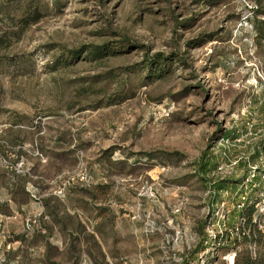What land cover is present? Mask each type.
<instances>
[{
  "label": "rangeland",
  "instance_id": "rangeland-1",
  "mask_svg": "<svg viewBox=\"0 0 264 264\" xmlns=\"http://www.w3.org/2000/svg\"><path fill=\"white\" fill-rule=\"evenodd\" d=\"M263 126L264 0H0V264H264V218L206 232Z\"/></svg>",
  "mask_w": 264,
  "mask_h": 264
},
{
  "label": "built area",
  "instance_id": "built-area-1",
  "mask_svg": "<svg viewBox=\"0 0 264 264\" xmlns=\"http://www.w3.org/2000/svg\"><path fill=\"white\" fill-rule=\"evenodd\" d=\"M252 123H250V128L252 127ZM262 136V139H260V142L258 143L256 147V154H257V162L254 163V161L249 160V157H245V166H246V176L244 180L242 181V187L243 190H241V193L238 195V198L234 201V207L229 208L228 204H226L225 199H221L219 202H216L212 208V214L209 217L208 225L206 227V232L209 240H212L213 242L220 239L221 237L226 238V232L228 230V226L230 225V213L232 209L241 211L246 206V203L249 202L252 207V224H248V218L244 214H239L236 217V220L234 221L235 224L233 225V228L237 231L238 229L242 228V230L247 227L248 230L250 228H254L257 226L258 223L262 221V218H264V126L259 130ZM225 143H229L228 139H220L217 142V145L223 146ZM231 145V143H229ZM225 155V154H224ZM228 159V157H227ZM229 163H218L214 169L208 174V178L211 179L210 185L211 186L216 179H220L225 177L228 174H231L234 172V167L238 160L231 161L228 159ZM257 184L259 186V189H255L256 193L254 195V198L250 200V194L252 190H244L247 188L248 184L254 185ZM255 184V185H256ZM208 194L211 195L212 200H215V191L214 188L208 189ZM258 227H260V224H258ZM261 231H264L263 229L259 228ZM240 231V233H245V231ZM247 232V231H246ZM231 240V236L224 239V241L229 243ZM234 255H229V262H233ZM232 258V259H231ZM203 264V263H201Z\"/></svg>",
  "mask_w": 264,
  "mask_h": 264
},
{
  "label": "trees",
  "instance_id": "trees-1",
  "mask_svg": "<svg viewBox=\"0 0 264 264\" xmlns=\"http://www.w3.org/2000/svg\"><path fill=\"white\" fill-rule=\"evenodd\" d=\"M83 49H79V50H73L71 51V58L76 59L79 55H80V52L82 50H87V54L89 55V57L91 59H99V58H102L106 55H108L109 53H112V52H116L114 50V48H112L110 45H108L107 43L105 44H99V45H90L88 47H82ZM165 60V57H163V55H161L160 53H156L152 59V61L150 63H157L158 65L161 64V63H164L163 61ZM157 76H160V73L159 75ZM232 135V133H229L226 132L224 134V137H227L229 138L230 136ZM211 154L210 153H205L202 160L201 161H198L199 165H198V170L201 171L202 174H206L207 172L210 171V169H212L213 167H215L216 165V162L213 161L211 162V159L208 158ZM230 182V179L227 180V178H223V179H216V181L212 184L213 188H214V191H215V196L218 195L219 192H221V190L223 188H226L227 187V184ZM235 182H238V181H235ZM242 182V181H241ZM233 186H236L235 184L232 185ZM248 208H251V204H249V202L246 203V206L244 207L243 210L241 211H237L239 214H244V210L245 209H248ZM247 218H248V215H246ZM242 236H245L244 234H241Z\"/></svg>",
  "mask_w": 264,
  "mask_h": 264
},
{
  "label": "bare ground",
  "instance_id": "bare-ground-1",
  "mask_svg": "<svg viewBox=\"0 0 264 264\" xmlns=\"http://www.w3.org/2000/svg\"><path fill=\"white\" fill-rule=\"evenodd\" d=\"M232 259V258H231ZM232 263V262H231Z\"/></svg>",
  "mask_w": 264,
  "mask_h": 264
}]
</instances>
